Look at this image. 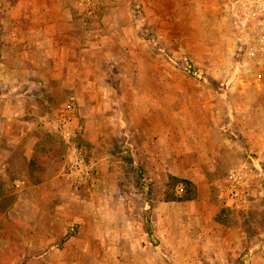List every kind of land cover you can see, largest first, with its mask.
I'll return each mask as SVG.
<instances>
[{
    "label": "rangeland",
    "instance_id": "obj_1",
    "mask_svg": "<svg viewBox=\"0 0 264 264\" xmlns=\"http://www.w3.org/2000/svg\"><path fill=\"white\" fill-rule=\"evenodd\" d=\"M15 1L0 0V83L13 79L4 35L14 30ZM226 4L102 0L94 18L75 15L84 34L79 77L95 85L71 78L62 99H75L90 171L80 182L63 157L46 183L7 189L0 264H264V74L243 70ZM213 135L240 158L220 160L208 183ZM180 171L194 177L195 200L165 199Z\"/></svg>",
    "mask_w": 264,
    "mask_h": 264
},
{
    "label": "crops",
    "instance_id": "obj_2",
    "mask_svg": "<svg viewBox=\"0 0 264 264\" xmlns=\"http://www.w3.org/2000/svg\"><path fill=\"white\" fill-rule=\"evenodd\" d=\"M75 3L76 0H17L13 3L17 11L12 17L14 30L4 35V40H10L12 47L11 52L3 55L7 57L8 75L13 79L0 83V89H4L0 91V200L11 185L17 188L41 185L53 177L55 168L51 167L54 165L51 155L58 147L55 143L62 139L54 128V119L57 108L67 98L62 99L65 91L74 87L70 79L75 77L76 86L84 89L95 85L79 77L85 71L84 65L79 63L84 56V34L75 17ZM58 100L60 104L56 108ZM204 117H207L204 127L212 125L215 131L217 121L213 122L208 114ZM224 138L217 136L212 140L210 151L215 163L205 173L208 183L219 176L220 160L226 157L238 162L240 158L238 150L225 147L228 142ZM38 166L48 173L37 172ZM178 173L182 179L196 182L187 173ZM198 178L202 181L200 176Z\"/></svg>",
    "mask_w": 264,
    "mask_h": 264
},
{
    "label": "built area",
    "instance_id": "obj_3",
    "mask_svg": "<svg viewBox=\"0 0 264 264\" xmlns=\"http://www.w3.org/2000/svg\"><path fill=\"white\" fill-rule=\"evenodd\" d=\"M101 5L102 0H76L75 12L81 19L94 18ZM226 5L241 33L239 62L245 72H254L259 77L264 74V0H227ZM76 111L75 99L66 98L57 110L54 128L66 143L67 163L71 172L82 182L88 177L90 166L83 159L82 151L76 143L79 131ZM239 178L232 170L229 171V179L234 188L239 185Z\"/></svg>",
    "mask_w": 264,
    "mask_h": 264
},
{
    "label": "trees",
    "instance_id": "obj_4",
    "mask_svg": "<svg viewBox=\"0 0 264 264\" xmlns=\"http://www.w3.org/2000/svg\"><path fill=\"white\" fill-rule=\"evenodd\" d=\"M241 34V33H240ZM239 59V57H238ZM78 139L79 137L76 139L77 140V144H78ZM56 146H58L55 150H53L54 154L51 155L53 158V166H60L61 163L63 162V157H65V153H66V146L64 144V142L62 141V139H60L59 143H55ZM79 146V144H78ZM56 157H58V160H56ZM43 168H39L36 170L37 172H39L40 170H42ZM177 187H180L182 190V194L180 196H175L172 192H175V189ZM170 193V194H169ZM165 199L166 200H170V201H192L196 199L197 196V189L195 187V185L186 179H179L173 176H170L169 181L167 183V187H166V191H165ZM172 195V196H169ZM145 224H146V233L149 237L150 242L156 246L157 245V239L153 233V226L150 220V214L147 213L146 217H145Z\"/></svg>",
    "mask_w": 264,
    "mask_h": 264
}]
</instances>
